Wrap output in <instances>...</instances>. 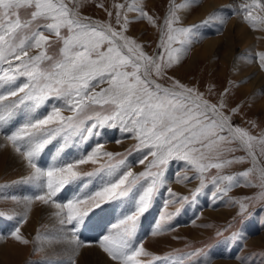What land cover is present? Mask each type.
<instances>
[{
	"label": "snow or ice",
	"instance_id": "1",
	"mask_svg": "<svg viewBox=\"0 0 264 264\" xmlns=\"http://www.w3.org/2000/svg\"><path fill=\"white\" fill-rule=\"evenodd\" d=\"M90 2L0 0V139L27 170L14 183L30 193L17 196L0 186V198L10 199L19 209L11 214L0 211V222L15 221L8 226V236L19 244L35 243L39 250L59 246L57 259L45 264H77L81 251L92 247L99 248L110 264H150L148 257L167 264H214L202 249L155 256L138 234L161 189L168 198L153 236L175 231L169 222L185 205L195 204L209 184L214 203L224 200L239 206L226 229V247L246 243L248 221L254 215L264 225V132L256 136L233 123L241 106H232L231 99L247 81H230L219 91L210 84L205 93L168 74L206 38L200 29L216 27L222 34L230 17L215 9L199 25L184 26L183 14L200 7L201 0H169L158 24L145 11L144 0H126L112 5L114 23V13L103 3L96 6L104 8L109 19L94 21L82 13ZM239 10L254 31H264V0H245ZM127 13H136L137 19L130 20ZM145 21L159 33L154 55L126 35L131 24ZM237 59L236 72L257 63L264 71V52ZM117 128L137 142L134 149L142 154L136 161L128 159L132 149L127 154L107 151L100 142L106 129ZM237 152L245 155L236 156ZM173 162L178 168L170 172ZM134 164L144 165L143 170L135 171ZM234 164L250 167L227 173ZM213 169L215 175L209 178ZM170 181L199 184L189 196H181ZM237 187L258 192L243 199L230 197ZM37 204L52 223L29 241L21 228ZM109 205L118 210L119 218L93 244L96 237L85 234L100 226ZM170 205L174 212L168 211Z\"/></svg>",
	"mask_w": 264,
	"mask_h": 264
},
{
	"label": "rangeland",
	"instance_id": "2",
	"mask_svg": "<svg viewBox=\"0 0 264 264\" xmlns=\"http://www.w3.org/2000/svg\"><path fill=\"white\" fill-rule=\"evenodd\" d=\"M125 2L126 0H93V2H90L82 9V13L91 17L94 21L107 22L109 19L107 12L104 8L96 6L103 3L108 11L114 13L112 18L114 23L116 10L112 5ZM244 2L245 0H201L200 7L192 9L189 13H184V26L199 25L215 9H223L230 19L226 26H222V34L219 33L216 27L200 29L206 38L194 44L182 62L170 69L168 74L182 83L200 88L205 93H207L210 84L215 85L217 91H219L227 87L230 81L240 83L242 80H246L247 82L238 91H234L231 99L232 106H241L240 113L233 116V123L248 129L253 135L258 136L264 132V95H261V91L264 90V71L259 69L257 63L247 65L243 71L236 72L231 65L232 62L226 59L229 53L228 38H230L233 60L234 62L236 61L237 65L240 63L237 58L241 54L250 53L255 56L257 53L264 52V31H254L243 20V12L239 10V5ZM168 4L169 0H144L145 11L157 18L158 24H162ZM127 15L130 20L137 19L136 13H127ZM126 35L143 44L150 55L157 53L159 33L157 29L146 21L131 24ZM210 42H216L214 50L211 54L203 55L205 47ZM219 81L220 84H218ZM255 81L256 85H254ZM211 99L215 102V94H213ZM65 114L67 115L68 113ZM229 114L231 115V113ZM253 122L256 127L252 126ZM105 131L107 135L100 140V142H105V150L127 154L128 150L132 149L131 154L128 155L130 162L136 161L141 156L142 153L134 149L137 142L131 139L130 133H121L118 128L106 129ZM117 140L121 142L116 143ZM95 142L90 141L89 144L94 145ZM83 147L88 149L89 145H84ZM235 155L242 156L245 153L237 152ZM6 158L5 154L2 153V149H0V186H8L5 191L17 196L30 194L20 184L14 183L20 181L26 175L27 170L25 169L22 172L21 169L15 166L12 167ZM86 167L90 168L91 166ZM248 167H250L249 164H234L231 168L226 169V172L237 174ZM143 168L144 165L134 164L135 171H141ZM177 168L178 166L173 162L170 172L176 171ZM215 172L216 170L213 169L207 173L208 177L211 178V176L215 175ZM187 175L191 177L195 174L188 172ZM198 184L199 181H193L185 186L170 181L169 186L178 195L189 196L191 190L195 189ZM211 189L212 186L209 184V187L197 196L195 204L185 205L181 214L169 222L170 226L175 227V231L153 236L151 234L152 229L160 213L164 211L163 204L168 198V193L161 189L162 194L157 196L154 206L149 211L150 214H146L147 218L150 216V220L147 222V218L142 219V226L138 235L143 240L145 249L159 257H165L169 254L173 256L186 255L202 249L209 254L214 264L226 262L244 264L245 258H247L248 264H264V255H262L264 254V225L259 222L260 218L254 215L248 221L246 243L241 242L226 247L223 241L226 236L230 235V232L226 229L230 223H234L233 218L236 216L239 206L226 204L224 200H218L214 203L211 197ZM256 192H258V189L255 188L237 187L229 193V196L243 199L245 196H252ZM110 206H106V208ZM41 208L39 204L35 205L28 223L21 228L22 234L29 241L34 240L38 231L47 232L51 227L48 215L42 212ZM0 211H6L11 214L14 211H19V209L10 199L4 200L0 198ZM168 211L174 212L175 207L170 205ZM250 211L255 213L257 209L250 208ZM118 218L119 213L107 223L103 231H94L95 234H85L86 238L95 237L97 233L96 239H91V242L95 244L99 237L106 233L107 227L111 223H115ZM0 223L3 225V228L0 229V234L5 236V239L0 240V264H45V261L57 259L45 257L46 247L43 250H39V246L35 243L22 245L11 239L8 236V229L6 231L4 229V223H10L11 225L15 221L4 220ZM45 225L48 227H44ZM220 233H223V235ZM99 251L107 257L101 250ZM237 257H240V259H237ZM80 258L81 254L77 259V264ZM145 260L149 261L150 264H167L163 260L154 261L151 257L145 258Z\"/></svg>",
	"mask_w": 264,
	"mask_h": 264
},
{
	"label": "bare ground",
	"instance_id": "3",
	"mask_svg": "<svg viewBox=\"0 0 264 264\" xmlns=\"http://www.w3.org/2000/svg\"><path fill=\"white\" fill-rule=\"evenodd\" d=\"M229 40V43H227V46H228V50H229V53L227 54L226 56V59L227 61H231V65L234 66V60H233V54H232V51H231V44H230V38H228ZM207 43V42H206ZM215 43L216 42H210L207 44V46L205 47L204 49V52H203V55L205 54H211V52L214 50L215 48ZM257 79V78H256ZM259 80V78H258ZM262 81V79H261ZM263 82V81H262ZM218 84H220V81L218 82ZM256 81L254 83V85H256ZM261 84V83H260ZM251 86V85H250ZM218 87V86H217ZM251 90V89H250ZM243 93V92H242ZM4 144V141L2 139H0V149H2V153L5 154V156L7 157L6 159H8V163L9 165H11L12 167L15 166L19 169H21L22 172L25 171V166L23 164V162L21 161V159L11 150V148H5L3 147L2 145ZM4 159V157H3ZM5 160V159H4ZM2 164V163H1ZM3 166H5L3 164ZM17 170V169H16ZM24 189H26L25 186L21 185ZM181 188V187H180ZM179 189V188H178ZM28 193V192H27ZM108 210L105 211L102 216L100 217V221H99V227L97 228H94V229H91L89 230L86 234H95L94 231H103L107 225V223H109L112 218L114 219V217H116L118 215V210H116L113 206H110L109 208H107ZM42 212L46 213L47 212L41 208L40 209ZM150 214V213H149ZM147 222L150 220V216L146 219ZM33 221V220H32ZM52 223V222H51ZM10 225V223H4V229L5 231L8 229V226ZM146 225V224H144ZM26 226V225H25ZM24 226V227H25ZM143 228V227H142ZM145 228V227H144ZM98 234L96 233V236ZM95 236V237H96ZM5 237V236H4ZM152 238V237H151ZM150 240V239H149ZM7 242V241H6ZM258 242V241H257ZM253 243V241H252ZM46 247V251H45V257L46 258H57V253H59L60 251V247L59 246H52V247ZM7 248V247H6ZM100 249L97 248V247H92V248H85L81 251V258H80V261L78 264H110V261L108 260L107 257H105L100 251ZM9 251V250H8ZM13 256V255H12ZM9 257V256H8ZM15 257V256H14ZM219 260V259H218ZM223 264H231V263H223ZM232 264H237V263H232Z\"/></svg>",
	"mask_w": 264,
	"mask_h": 264
}]
</instances>
